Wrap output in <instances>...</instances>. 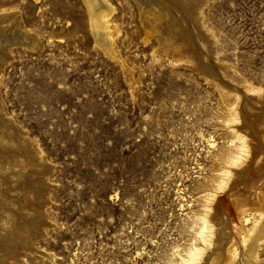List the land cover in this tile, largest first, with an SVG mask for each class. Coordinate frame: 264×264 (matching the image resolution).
<instances>
[{"label":"rangeland","instance_id":"rangeland-1","mask_svg":"<svg viewBox=\"0 0 264 264\" xmlns=\"http://www.w3.org/2000/svg\"><path fill=\"white\" fill-rule=\"evenodd\" d=\"M173 1L0 0V264H172L201 217L220 259L242 253L231 196L264 208V0Z\"/></svg>","mask_w":264,"mask_h":264},{"label":"bare ground","instance_id":"bare-ground-1","mask_svg":"<svg viewBox=\"0 0 264 264\" xmlns=\"http://www.w3.org/2000/svg\"><path fill=\"white\" fill-rule=\"evenodd\" d=\"M159 2H160V0H159ZM174 2H175V0L173 1V3ZM106 3H102L103 5H101L100 10L98 9L97 12L94 10L95 18L98 19V22H97L98 26L101 23L103 24L102 18H105L109 14V12L111 11V8L109 7V5H107L108 3L107 4ZM160 4H161V2H160ZM168 4H169V2H168ZM157 6H159V5H157ZM182 6H184V5H182ZM194 7L195 6H193V8H192V14L193 15L196 14V10ZM168 8H170V7H168ZM168 8H167V10H168ZM185 9H186V7H185ZM144 15H146V14H144ZM162 15H164V13ZM167 31H168V29H167ZM199 66L202 69H204V71L211 72V70H213L214 65L211 64L209 54L205 55L203 57V61L199 63L198 67ZM214 72H215V70H214ZM232 114H234V113H232ZM241 138H242V134L241 135L238 134V136H237L238 142L236 141L237 143L235 142L234 145L236 147H238L239 150H244L243 148L245 147V145L242 142L243 138L242 139ZM240 159H241L240 156L235 155V154L234 155L233 154L221 155L220 160L223 163V165H222V170H220V172L222 173L221 179L217 183V186L219 188H222V187L224 188L227 185L228 180L231 178V176L233 174L232 168L234 165H238L240 163ZM242 170H244V168ZM231 194H232V192L230 193V195ZM231 199H232V203H233L234 209H235L236 214H237V218L239 220L238 224H239L240 228L238 230V234L240 236L239 238L241 239V245H243L242 249L240 250V252L242 251V253H239V255H238V251H237L238 249L237 250H236V248L229 249L227 252L228 254L225 256V258L220 259L219 258L220 252L218 249V245L216 244L217 238L215 237V227L212 224L207 225V220L204 217H201L200 218L202 220L201 226L199 228L195 229L193 232V234H194L193 239L197 243L194 242L183 253L177 252V254L175 255L176 260H174V262L172 264H260V263L264 264V258L261 257V254H262L261 251H263V250H261L262 246H263L262 244L264 243V241H263L264 240V208H260V209H256V210H253L251 207L248 208L246 202H244V198L237 196V195H234V194H232ZM206 200H207V202H206ZM261 200L262 199L259 197L258 202H261ZM207 204H208V199L206 198L204 204H202V205L205 208L207 206Z\"/></svg>","mask_w":264,"mask_h":264}]
</instances>
